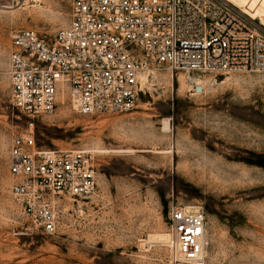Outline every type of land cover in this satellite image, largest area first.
<instances>
[{
    "label": "rangeland",
    "instance_id": "1",
    "mask_svg": "<svg viewBox=\"0 0 264 264\" xmlns=\"http://www.w3.org/2000/svg\"><path fill=\"white\" fill-rule=\"evenodd\" d=\"M241 6L264 27V0ZM69 11L70 0H0V264H173L166 242L146 241L167 235L173 202L206 216L203 264H264V72L190 73L196 93L187 73L155 66L135 107L117 113H80L61 94L35 120V142L89 149L97 189L51 235L14 207L8 147L28 118L10 100L11 37L27 28L50 41Z\"/></svg>",
    "mask_w": 264,
    "mask_h": 264
},
{
    "label": "built area",
    "instance_id": "2",
    "mask_svg": "<svg viewBox=\"0 0 264 264\" xmlns=\"http://www.w3.org/2000/svg\"><path fill=\"white\" fill-rule=\"evenodd\" d=\"M7 66L11 104L28 118L8 147L9 197L51 235L73 202L97 189L89 149L35 142V120L52 113L61 94L80 113H117L135 107L155 66L189 75L264 72V29L228 0H70L68 23L50 41L31 29L14 32ZM205 221L202 209L169 205L173 264H203Z\"/></svg>",
    "mask_w": 264,
    "mask_h": 264
},
{
    "label": "bare ground",
    "instance_id": "3",
    "mask_svg": "<svg viewBox=\"0 0 264 264\" xmlns=\"http://www.w3.org/2000/svg\"><path fill=\"white\" fill-rule=\"evenodd\" d=\"M230 1L233 5H235L236 7H238L243 13H245L246 15H248L251 19H253L247 12L246 10L241 6V0H228ZM258 26H260L261 28L264 29V27H262L259 23ZM188 74V73H187ZM145 79V78H144ZM187 82H189V79H193L194 81H196L197 83L200 84L199 78L197 77H191V75L188 74V76H186ZM163 128L164 130H168L169 129V125H168V121L165 119L163 121ZM195 208V207H193ZM147 243H164L167 242V235L166 234H157V235H153V236H149L148 239H146Z\"/></svg>",
    "mask_w": 264,
    "mask_h": 264
}]
</instances>
